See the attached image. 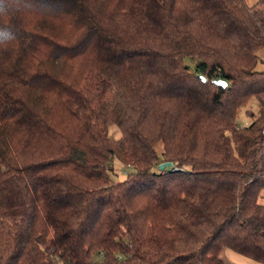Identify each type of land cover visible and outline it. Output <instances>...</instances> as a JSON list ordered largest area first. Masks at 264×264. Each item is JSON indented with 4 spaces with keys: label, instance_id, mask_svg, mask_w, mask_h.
Instances as JSON below:
<instances>
[{
    "label": "trees",
    "instance_id": "obj_1",
    "mask_svg": "<svg viewBox=\"0 0 264 264\" xmlns=\"http://www.w3.org/2000/svg\"><path fill=\"white\" fill-rule=\"evenodd\" d=\"M263 56L264 0H0V264H264Z\"/></svg>",
    "mask_w": 264,
    "mask_h": 264
},
{
    "label": "rangeland",
    "instance_id": "obj_2",
    "mask_svg": "<svg viewBox=\"0 0 264 264\" xmlns=\"http://www.w3.org/2000/svg\"><path fill=\"white\" fill-rule=\"evenodd\" d=\"M249 1H252V0H249ZM263 61H264V56H263ZM258 70H264V64H259ZM255 109H256V102L251 101V103L249 104L247 109H243L241 111V113L239 115V120H238V122L241 126H244V125H247L250 123V118L247 114V110H255ZM108 134H109V137L111 139H115V140H117L121 137V132L116 125H112L109 127ZM126 171H127V168L119 160L114 161L113 179L115 181H117V182L124 181L127 177ZM263 203H264V201H263ZM229 252L234 253L230 250H229ZM236 255H238V254H236ZM238 257H240V256H238Z\"/></svg>",
    "mask_w": 264,
    "mask_h": 264
},
{
    "label": "crops",
    "instance_id": "obj_3",
    "mask_svg": "<svg viewBox=\"0 0 264 264\" xmlns=\"http://www.w3.org/2000/svg\"><path fill=\"white\" fill-rule=\"evenodd\" d=\"M230 249H224L222 252V259L225 264H262L259 262H256L248 257H245L233 250H230L234 253L229 252ZM238 254V255H236ZM240 256V257H238ZM246 258V259H245Z\"/></svg>",
    "mask_w": 264,
    "mask_h": 264
},
{
    "label": "water",
    "instance_id": "obj_4",
    "mask_svg": "<svg viewBox=\"0 0 264 264\" xmlns=\"http://www.w3.org/2000/svg\"><path fill=\"white\" fill-rule=\"evenodd\" d=\"M202 80L205 81V78H202ZM217 84L218 85H222L223 87H226V85H227V83L224 82V81H218ZM173 167H174V163H172V162H165V163L160 164L158 168H159V170L161 172H163L166 169L173 168Z\"/></svg>",
    "mask_w": 264,
    "mask_h": 264
},
{
    "label": "built area",
    "instance_id": "obj_5",
    "mask_svg": "<svg viewBox=\"0 0 264 264\" xmlns=\"http://www.w3.org/2000/svg\"><path fill=\"white\" fill-rule=\"evenodd\" d=\"M54 264H61L58 260L57 261H55V263Z\"/></svg>",
    "mask_w": 264,
    "mask_h": 264
}]
</instances>
